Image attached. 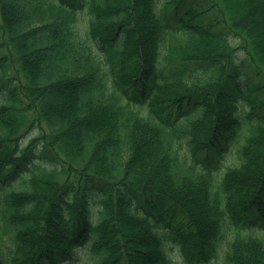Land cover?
I'll return each instance as SVG.
<instances>
[{
	"label": "trees",
	"instance_id": "1",
	"mask_svg": "<svg viewBox=\"0 0 264 264\" xmlns=\"http://www.w3.org/2000/svg\"><path fill=\"white\" fill-rule=\"evenodd\" d=\"M253 14L264 0H0V264L83 246L93 264H264L245 221L264 214ZM225 139L239 164L219 175Z\"/></svg>",
	"mask_w": 264,
	"mask_h": 264
},
{
	"label": "rangeland",
	"instance_id": "2",
	"mask_svg": "<svg viewBox=\"0 0 264 264\" xmlns=\"http://www.w3.org/2000/svg\"><path fill=\"white\" fill-rule=\"evenodd\" d=\"M161 1V0H159ZM239 5V6H238ZM237 5V10L239 12L244 13L246 15V17H248V13H250V11L248 10V7H246L245 4H243L242 2H240ZM78 16L80 18V22L78 24L77 30L79 31V34L81 36H83L84 32L87 30V25H88V14L86 9H82L78 12ZM251 19L255 22V25L258 26V30L261 33H264V14H253L251 15ZM238 41V38L236 39V42ZM248 75H251L253 81L257 82V81H261L262 77H260V80H257L259 78L256 79V77L254 76L253 72L250 70L247 71ZM258 76V75H256ZM262 93H264V90L261 91V93H257V95H262ZM241 109V107H240ZM189 111V110H187ZM186 111V112H187ZM191 113V112H190ZM191 117H194L195 114L191 113L190 114ZM181 122H185L184 118H181ZM230 145V150L226 151V146H228V144H224L222 145L223 148H216L213 152H212V156L214 157L213 160V164H215L217 162V167H219L218 169V174L220 175L221 172L223 173L227 167L232 166L234 164H239V160L237 158L236 155V149L237 146L239 144H237L236 140H233L231 142ZM264 219V217H263ZM261 222H263V220H261ZM258 231H260L261 233L264 234V229L262 228H257ZM77 258H80V260H78L77 262H67L66 264H93V260L91 259V253H89V250H87V247L83 246L81 248L78 249V253H77Z\"/></svg>",
	"mask_w": 264,
	"mask_h": 264
}]
</instances>
